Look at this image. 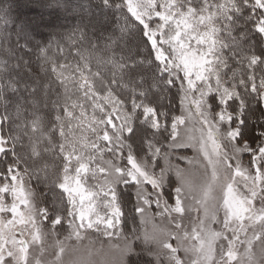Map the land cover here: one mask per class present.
Segmentation results:
<instances>
[{"label":"snow or ice","instance_id":"1","mask_svg":"<svg viewBox=\"0 0 264 264\" xmlns=\"http://www.w3.org/2000/svg\"><path fill=\"white\" fill-rule=\"evenodd\" d=\"M96 7L116 31L0 30V264H264V0Z\"/></svg>","mask_w":264,"mask_h":264},{"label":"trees","instance_id":"2","mask_svg":"<svg viewBox=\"0 0 264 264\" xmlns=\"http://www.w3.org/2000/svg\"><path fill=\"white\" fill-rule=\"evenodd\" d=\"M9 4H8V3ZM99 0H60L59 5L52 3V0H0V30H7L11 33V40L14 42L17 37L15 31L13 30L14 24L22 26L29 38L40 44L53 43L55 46L56 41L63 36L65 39L69 34H71L78 25L81 24V19L83 17L84 22L89 19L99 18L103 23L104 29L108 32L116 31V21L111 13L107 16L100 12V9L94 7V4H98ZM85 5L84 10H79L80 5ZM35 14V17H30L31 14ZM44 14L46 15L44 17ZM40 18V19H38ZM4 20L9 21L5 23ZM37 24L40 27L37 28ZM99 34V33H97ZM95 39V37H93ZM0 43H3L0 41ZM23 43V41H21ZM125 52L131 49L132 53H135L137 38L128 37L125 41ZM67 52V49H65ZM36 53L32 54V70L33 72L40 73L41 79L46 78L44 73L41 72L38 62L36 60ZM95 67V66H94ZM177 89L172 88L171 92L167 95L172 100V104L168 105L165 101L166 106H170L174 114H180V104L179 99L176 96ZM259 115V113H257ZM179 153L188 154V149H178ZM244 162L247 163V154L243 157ZM173 162H177L175 157H173ZM173 181L175 177H172ZM46 197L49 201L52 199V194L48 192L47 189L44 190ZM130 203L124 208L125 212V234H132V229L136 227L137 231H141V224L139 221L138 214L135 213L133 205L135 204L134 192H129ZM141 242V241H140ZM136 244V243H135ZM140 245L139 243L136 244ZM142 257V253H141ZM133 260L136 257H132ZM151 259V258H150Z\"/></svg>","mask_w":264,"mask_h":264},{"label":"rangeland","instance_id":"3","mask_svg":"<svg viewBox=\"0 0 264 264\" xmlns=\"http://www.w3.org/2000/svg\"><path fill=\"white\" fill-rule=\"evenodd\" d=\"M8 3V2H7ZM9 4V3H8ZM96 5L97 4H94V7H96ZM97 8V7H96ZM35 17V14H31L30 15V17ZM46 15L44 14V17H45ZM38 19H40V18H38ZM183 149V148H182ZM186 149H188V154H186V155H188V156H192L194 153H193V150L191 149V148H186ZM179 163H181V166H184V164H183V162L182 161H179ZM150 187V186H149ZM153 209H155V206L153 205ZM222 215V214H221ZM139 216V215H138ZM197 216V213H195V212H193V213H191L190 215H187L186 214V216H185V219H184V221H183V223L186 225V226H188L189 228H190V226H191V221L195 218ZM139 221H140V217H139ZM157 222H159V221H157ZM143 227L144 226H141V231H142V229H143ZM213 227H218V225H213ZM136 228V227H135ZM127 234V233H126ZM95 233H93V237L95 238ZM129 237H131V234H127ZM60 239H63V236H61L60 237ZM101 240H104L105 241V243L107 242V238H103V237H101L100 238ZM113 242L114 243H117L118 241L115 239V238H113ZM135 243L137 244V243H139L140 245H136L135 244V247H136V249H137V251H140L141 253H142V257L140 256V259L143 261V262H147V261H150L151 259H152V257H150V256H148L147 254H146V252H142L141 250L144 248V245L142 244V242H140L139 240H137V241H135ZM173 243H175V242H173ZM97 247H99V245H97ZM181 255H183V253H181ZM151 258V259H150Z\"/></svg>","mask_w":264,"mask_h":264}]
</instances>
